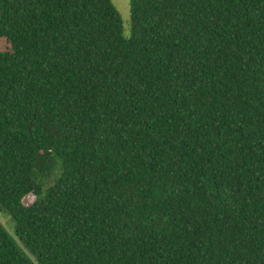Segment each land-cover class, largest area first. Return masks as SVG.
Masks as SVG:
<instances>
[{
	"label": "trees",
	"instance_id": "1",
	"mask_svg": "<svg viewBox=\"0 0 264 264\" xmlns=\"http://www.w3.org/2000/svg\"><path fill=\"white\" fill-rule=\"evenodd\" d=\"M128 6L0 0V264H264V0Z\"/></svg>",
	"mask_w": 264,
	"mask_h": 264
},
{
	"label": "rangeland",
	"instance_id": "2",
	"mask_svg": "<svg viewBox=\"0 0 264 264\" xmlns=\"http://www.w3.org/2000/svg\"><path fill=\"white\" fill-rule=\"evenodd\" d=\"M111 4L117 11L121 26H122V34L124 37L128 35V24H129V6H128V0H110ZM5 48V42L3 40H0V53L4 51ZM0 222L7 228H12V222L9 220V217L7 215L1 214L0 216Z\"/></svg>",
	"mask_w": 264,
	"mask_h": 264
}]
</instances>
